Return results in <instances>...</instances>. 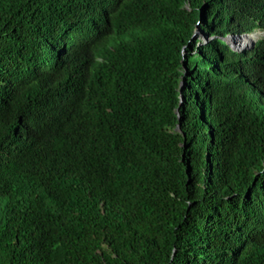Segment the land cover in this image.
<instances>
[{"label":"trees","instance_id":"16d2710c","mask_svg":"<svg viewBox=\"0 0 264 264\" xmlns=\"http://www.w3.org/2000/svg\"><path fill=\"white\" fill-rule=\"evenodd\" d=\"M255 31L264 0H0V264H264V38L223 42Z\"/></svg>","mask_w":264,"mask_h":264},{"label":"water","instance_id":"95a60500","mask_svg":"<svg viewBox=\"0 0 264 264\" xmlns=\"http://www.w3.org/2000/svg\"><path fill=\"white\" fill-rule=\"evenodd\" d=\"M231 38V37H230ZM245 39V38H249V37H247V36H239V37H233V38H231L230 39V41L232 42V44H230V41L228 40V41H226L232 48H233V50H236V51H240V50H243V49H247V48H249V47H253V45H254V41L253 40H250V42L249 43H247V44H241L240 43V41L242 40V39ZM203 40H205V41H207L208 42V40L209 39H204V38H202ZM202 40V41H203ZM206 42V43H207ZM206 43H204V44H206Z\"/></svg>","mask_w":264,"mask_h":264},{"label":"clouds","instance_id":"9594fccd","mask_svg":"<svg viewBox=\"0 0 264 264\" xmlns=\"http://www.w3.org/2000/svg\"><path fill=\"white\" fill-rule=\"evenodd\" d=\"M260 33H261V31H260ZM260 33H258V32H253V33H251V34H241V35H231V36H229V37H225L223 40H226V39H228V40H230L231 38H233V37H239V36H247V37H251V36H256L254 39H251V40H253L254 41V45H255V43L258 41V40H260V39H262V38H264V37H262V38H260ZM262 33H264V32H262ZM231 37V38H230ZM201 40V39H200ZM203 40V39H202ZM201 40V41H202ZM201 44H203L202 42H201ZM230 44H232V42L230 41ZM226 45H228L229 46V48H231V50L232 51H234V52H237V53H240V52H244V51H247V49H243V50H240V51H236V50H233V48L228 44V43H226ZM254 45H253V47H254ZM253 47H250V49L251 48H253ZM250 49H248V50H250Z\"/></svg>","mask_w":264,"mask_h":264},{"label":"rangeland","instance_id":"374dc122","mask_svg":"<svg viewBox=\"0 0 264 264\" xmlns=\"http://www.w3.org/2000/svg\"><path fill=\"white\" fill-rule=\"evenodd\" d=\"M256 32L260 33V31H256ZM229 36H231V35H228L227 37H229ZM262 37H264V33H262V32H261V33H260V38H262ZM199 39H201V40H202V38H201V37H199ZM226 41H228V39H226V40H223V42H224V43H227ZM229 41H230V40H229ZM201 42L204 44V43H206L207 41L203 40V41H201ZM199 46H200V45H199ZM248 49H250V47H249V48H247V50H248Z\"/></svg>","mask_w":264,"mask_h":264},{"label":"bare ground","instance_id":"6f19581e","mask_svg":"<svg viewBox=\"0 0 264 264\" xmlns=\"http://www.w3.org/2000/svg\"><path fill=\"white\" fill-rule=\"evenodd\" d=\"M255 37H256V36H251V37L248 38V39H247V38H245V39L243 38L242 40H251V39H254Z\"/></svg>","mask_w":264,"mask_h":264}]
</instances>
